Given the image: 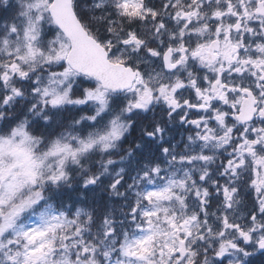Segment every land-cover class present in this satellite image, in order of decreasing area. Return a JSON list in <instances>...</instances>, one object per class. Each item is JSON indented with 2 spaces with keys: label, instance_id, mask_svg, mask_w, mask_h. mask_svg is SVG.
Wrapping results in <instances>:
<instances>
[{
  "label": "snow or ice",
  "instance_id": "6c2138e0",
  "mask_svg": "<svg viewBox=\"0 0 264 264\" xmlns=\"http://www.w3.org/2000/svg\"><path fill=\"white\" fill-rule=\"evenodd\" d=\"M257 261L264 0H0V264Z\"/></svg>",
  "mask_w": 264,
  "mask_h": 264
},
{
  "label": "flooded vegetation",
  "instance_id": "af4514ba",
  "mask_svg": "<svg viewBox=\"0 0 264 264\" xmlns=\"http://www.w3.org/2000/svg\"><path fill=\"white\" fill-rule=\"evenodd\" d=\"M177 137H178V134H177ZM257 264H259V261H257Z\"/></svg>",
  "mask_w": 264,
  "mask_h": 264
}]
</instances>
